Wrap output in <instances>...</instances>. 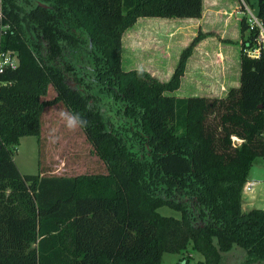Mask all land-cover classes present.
I'll use <instances>...</instances> for the list:
<instances>
[{"label":"trees","instance_id":"1","mask_svg":"<svg viewBox=\"0 0 264 264\" xmlns=\"http://www.w3.org/2000/svg\"><path fill=\"white\" fill-rule=\"evenodd\" d=\"M201 1L0 0V55L17 61L0 73V264H161L187 246L195 264L235 253L237 264H264V211L241 209L249 168L264 158V47L243 54L254 46L245 17L238 85L223 98L172 95L197 36L166 82L121 68V36L136 19H198ZM254 1L264 28V0ZM57 103L101 173L18 171L12 148L38 141L42 112Z\"/></svg>","mask_w":264,"mask_h":264},{"label":"rangeland","instance_id":"2","mask_svg":"<svg viewBox=\"0 0 264 264\" xmlns=\"http://www.w3.org/2000/svg\"><path fill=\"white\" fill-rule=\"evenodd\" d=\"M212 2H217V4L216 6H211V13L218 15V24L214 29L220 31L227 25V23L222 25L224 23L222 21L224 16H222L221 12L229 7L231 8L232 5H236V7L240 6V1L203 0L202 9L207 8ZM244 3L248 9L255 13L256 3L254 0H248V2ZM181 20L185 19H172L170 23H166L164 25L165 32L167 27L173 28L177 27L178 24H185ZM228 23L229 28L233 27V20H230ZM149 25L154 27L152 30H156L155 26L157 24L154 21H151L147 26ZM125 32L121 44V68L123 70L130 69L129 66L134 64V24L128 28V31L125 30ZM199 35H201L200 32ZM174 36L171 35V38L166 41H163V38L160 40L163 36L157 34L154 38L151 37L150 42H154V48H151V51H147L149 55H146V58L151 61H158L162 57H165L167 61L170 59L171 64L174 63L176 55L179 56L185 47V44H183L184 39H180V36ZM212 38V41H218L221 44H233L234 42L229 41V38H233V40H236V43L233 45H238L236 35L234 36L231 33V29L226 31V35L223 36L212 34ZM160 41L162 48H157L156 46ZM6 55L17 62L10 52H6ZM230 77L231 80L227 84L219 83L217 80L212 81L213 83H208L204 80L200 82L196 91L192 90L190 92L186 91L187 89L181 84V91L178 87L177 91L173 92L172 95L176 98H186L189 94H201L204 95L203 98L208 99L223 98L229 89L236 88L234 87L233 74ZM54 97L55 92L50 87L43 100H52ZM12 149L13 161L22 175H37L41 173V176L44 177H73L84 174H99L103 170L102 163L92 154L91 144L86 140L82 130L62 103L47 106L43 110L40 118V138L38 141L37 138L32 136L21 137L17 145ZM252 172H260L261 177L264 176V158L254 159ZM156 211L163 216L179 217L178 212L164 206L159 207ZM160 260L161 264H175L177 261L182 260H185L187 264H195L197 261L202 260V258L199 254L193 252L190 246H187L184 251L177 254L162 253ZM238 262L239 255L237 253L228 254L225 260V264H237Z\"/></svg>","mask_w":264,"mask_h":264},{"label":"crops","instance_id":"3","mask_svg":"<svg viewBox=\"0 0 264 264\" xmlns=\"http://www.w3.org/2000/svg\"><path fill=\"white\" fill-rule=\"evenodd\" d=\"M201 1V8L202 7ZM217 2H212L207 8L202 9L200 18L198 19H185V24H178V26L170 28L167 27L165 32V24L170 23L172 19H161V18H138L134 22V64L129 66L127 70H141L159 82H166L173 73L176 66L178 55H176L174 63H170L162 57L158 61H151L146 58L149 54L147 51H151L154 48V42H150V38L157 35L163 36V41L171 38V35L180 36L185 44L184 49L190 44V42L197 37L198 41L191 48L190 55L187 57L184 65V71L180 77L179 90L181 91V84L184 85L186 91H196L198 85L202 81L213 83L212 81H219V83L227 84L231 80L230 75L233 74L235 81L234 87L238 85V45L235 44L236 40L229 38V43H219L218 41H212V34L215 35H226V31L231 29V33L236 35L237 44L239 41V15L235 11L236 5L225 9L221 14L223 17L222 25H226L225 28L220 31L215 30V26L218 24V18L215 13H211V6H216ZM222 4V3H221ZM214 12V11H213ZM236 16H238L236 18ZM233 20V27L229 28V21ZM151 21H154L157 25L156 30H152L153 26H147ZM176 21V20H175ZM142 23V24H141ZM220 23V22H219ZM222 23V22H221ZM226 29V31H225ZM215 30V31H214ZM128 31V29H127ZM199 32L201 35H199ZM125 31L121 36V44ZM156 33V34H155ZM155 34V35H154ZM174 36V37H175ZM189 41V42H188ZM157 48H162L161 41L157 44ZM183 50V49H182ZM147 55V56H146ZM134 66V67H133ZM221 87V86H220ZM223 87V86H222ZM204 95L189 94L187 97H203ZM254 162V160H253ZM253 162L249 168L246 182H253V186L249 192H245L244 187L242 188L241 195V209L247 211L249 209H260L264 211V176L261 177L260 172H252Z\"/></svg>","mask_w":264,"mask_h":264},{"label":"built area","instance_id":"4","mask_svg":"<svg viewBox=\"0 0 264 264\" xmlns=\"http://www.w3.org/2000/svg\"><path fill=\"white\" fill-rule=\"evenodd\" d=\"M239 1H240L239 4L240 6H237L235 8V11H237V14L240 17L241 16L245 17L246 23L248 25V30L254 32V46L251 49H244L242 52L246 57L255 59L259 56L260 50L264 47V28L262 27L261 22L256 17L255 13H253L250 9H248L244 1L243 0H239ZM16 65L17 63L13 61L6 54L0 55V73L3 71L4 68H9L11 70H14L16 68ZM262 137L264 138V133L262 134ZM235 141L239 143L238 140ZM252 186H253V182L245 183V187H244L245 192H249Z\"/></svg>","mask_w":264,"mask_h":264},{"label":"water","instance_id":"5","mask_svg":"<svg viewBox=\"0 0 264 264\" xmlns=\"http://www.w3.org/2000/svg\"><path fill=\"white\" fill-rule=\"evenodd\" d=\"M256 1H262V0H256Z\"/></svg>","mask_w":264,"mask_h":264},{"label":"clouds","instance_id":"6","mask_svg":"<svg viewBox=\"0 0 264 264\" xmlns=\"http://www.w3.org/2000/svg\"><path fill=\"white\" fill-rule=\"evenodd\" d=\"M63 115V114H62Z\"/></svg>","mask_w":264,"mask_h":264}]
</instances>
